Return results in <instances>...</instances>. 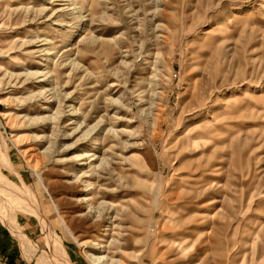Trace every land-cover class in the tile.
<instances>
[{"label":"rangeland","instance_id":"rangeland-1","mask_svg":"<svg viewBox=\"0 0 264 264\" xmlns=\"http://www.w3.org/2000/svg\"><path fill=\"white\" fill-rule=\"evenodd\" d=\"M0 174V264H264V0H0Z\"/></svg>","mask_w":264,"mask_h":264},{"label":"bare ground","instance_id":"bare-ground-1","mask_svg":"<svg viewBox=\"0 0 264 264\" xmlns=\"http://www.w3.org/2000/svg\"><path fill=\"white\" fill-rule=\"evenodd\" d=\"M33 74H40V73L35 72ZM44 108H47V106H45ZM88 155L89 154L86 152H81V153L77 154L76 157H77V159H83V158L87 157ZM3 189H5L6 191H4ZM0 190L7 192V194H6L7 197L5 198V200L7 202L5 203V206H4L5 210L3 209L4 212H2V210H1L2 215L5 217L6 224L9 227L10 231L12 232L13 236L18 240V243H19L24 255L27 258L31 255V253H33V255L36 253L39 257L42 258L43 257L42 255H44L43 250L40 247H38L37 245H35L29 238H27L23 234L22 228H20L17 225L16 221H14V219L12 217V215H14L13 211H11L12 209L9 210L10 206H12L13 203H15V205H17L15 200L19 201V203L22 204V202H20L21 201L20 199L22 198L21 194L18 191H15V192L12 191V189L9 187L8 182L3 178V176L0 178ZM22 194H24V193H22ZM19 206H21V205H19ZM13 209H15V208H13ZM41 218H43V217H41ZM49 242H50L51 249L53 251V254H54L55 259L58 262V264H67L66 257L64 256L63 251H62L61 247L59 246V244L57 243L54 235H51ZM44 257H43V259H44ZM46 258H47V256H46ZM47 262L50 263L49 260Z\"/></svg>","mask_w":264,"mask_h":264},{"label":"built area","instance_id":"built-area-1","mask_svg":"<svg viewBox=\"0 0 264 264\" xmlns=\"http://www.w3.org/2000/svg\"><path fill=\"white\" fill-rule=\"evenodd\" d=\"M155 229L154 228H151V231H154Z\"/></svg>","mask_w":264,"mask_h":264}]
</instances>
